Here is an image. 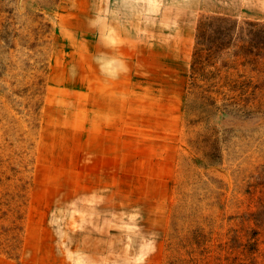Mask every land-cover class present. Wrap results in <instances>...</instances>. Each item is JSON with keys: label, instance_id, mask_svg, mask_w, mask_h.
Masks as SVG:
<instances>
[{"label": "rangeland", "instance_id": "obj_1", "mask_svg": "<svg viewBox=\"0 0 264 264\" xmlns=\"http://www.w3.org/2000/svg\"><path fill=\"white\" fill-rule=\"evenodd\" d=\"M262 18L0 0V264H264Z\"/></svg>", "mask_w": 264, "mask_h": 264}, {"label": "clouds", "instance_id": "obj_2", "mask_svg": "<svg viewBox=\"0 0 264 264\" xmlns=\"http://www.w3.org/2000/svg\"><path fill=\"white\" fill-rule=\"evenodd\" d=\"M95 23V21H93ZM93 62L105 80H117L128 70L127 61L112 46H102L101 51L93 55ZM69 74L75 77L77 68L72 65Z\"/></svg>", "mask_w": 264, "mask_h": 264}, {"label": "crops", "instance_id": "obj_3", "mask_svg": "<svg viewBox=\"0 0 264 264\" xmlns=\"http://www.w3.org/2000/svg\"><path fill=\"white\" fill-rule=\"evenodd\" d=\"M258 11L264 13V0H257ZM264 20V18H262Z\"/></svg>", "mask_w": 264, "mask_h": 264}]
</instances>
